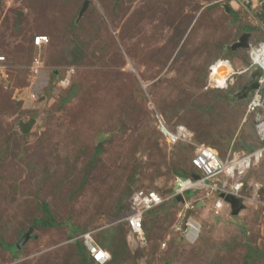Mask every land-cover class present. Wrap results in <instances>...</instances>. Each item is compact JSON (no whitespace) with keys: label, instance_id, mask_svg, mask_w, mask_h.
<instances>
[{"label":"rangeland","instance_id":"374dc122","mask_svg":"<svg viewBox=\"0 0 264 264\" xmlns=\"http://www.w3.org/2000/svg\"><path fill=\"white\" fill-rule=\"evenodd\" d=\"M226 2L0 0V264H97L72 239L83 231L108 250L103 264H264V157L245 174L234 216L215 217V198L200 191L191 209L172 198L174 177L193 170L194 143L223 157L258 145L238 95L247 72L225 89L207 83L214 59L248 63L247 48H232L243 32L251 44L264 39L253 11ZM37 34L48 38L38 48ZM34 55L46 85L26 100ZM156 114L186 125L190 151L164 140ZM137 188L164 198L142 238L121 220ZM44 202L55 225H34ZM189 219L200 231L185 242Z\"/></svg>","mask_w":264,"mask_h":264},{"label":"built area","instance_id":"2783aa9c","mask_svg":"<svg viewBox=\"0 0 264 264\" xmlns=\"http://www.w3.org/2000/svg\"><path fill=\"white\" fill-rule=\"evenodd\" d=\"M226 1L234 8L242 6L253 11L258 26L264 31V0ZM47 41V35L37 34L33 37L32 45L39 47ZM247 53L248 63L240 69L236 68L228 58L213 60L209 65L207 83L210 87L227 88L233 84L236 75L247 72V82L250 70L260 69L257 87L251 89L244 97L247 99L245 117L251 115L253 118V128L258 145L250 150L229 152L227 156L221 157L212 146L194 143L193 155L190 157L193 170L191 169L186 176L176 175L173 180L172 198L183 199L185 210L193 207L192 196L200 191L204 198H215L211 204L214 216H221L224 211L229 214L230 205L220 194H233L241 197L245 174L252 165L264 157V40L250 44ZM3 62H5V55L0 53V64ZM41 68V61L38 57H34L30 65L31 76L28 85L30 99L36 98L44 83L40 78ZM73 72L72 67H67L60 81L69 83V76H72ZM154 118L157 129L167 143L173 145L193 143L192 133L184 124L177 123L172 127L161 115L156 114ZM186 191H191V197L186 196ZM185 198H187L186 201ZM163 200V196L152 188H137L131 191L128 196V211L121 220L124 221L132 235L137 238L143 237L142 224L147 211L159 206ZM262 206L264 210V202ZM199 231L200 225L189 219L182 234L187 241H193ZM72 239L81 241L89 259L95 263L103 264L109 259L108 251L96 243L90 231L77 233Z\"/></svg>","mask_w":264,"mask_h":264},{"label":"water","instance_id":"95a60500","mask_svg":"<svg viewBox=\"0 0 264 264\" xmlns=\"http://www.w3.org/2000/svg\"><path fill=\"white\" fill-rule=\"evenodd\" d=\"M229 6L224 5V10L226 12L229 11ZM249 45V32H244L240 35V37L232 44V48L237 47H248ZM260 75V69L255 68L249 73V80L241 87V89L238 91V95L240 98L246 97L247 93L257 87V79ZM33 119H30L29 124L32 122ZM24 128V127H22ZM23 131H26L25 129H22ZM220 196L224 198L226 202L230 205V215L234 216L238 214V212L244 207V203L242 201L241 197L235 196L233 194H223L221 193ZM180 199V197H178ZM32 228L30 227L26 232L22 234L19 241L16 243V247L19 248L20 245L29 237L30 231Z\"/></svg>","mask_w":264,"mask_h":264},{"label":"trees","instance_id":"16d2710c","mask_svg":"<svg viewBox=\"0 0 264 264\" xmlns=\"http://www.w3.org/2000/svg\"><path fill=\"white\" fill-rule=\"evenodd\" d=\"M263 15V14H262ZM261 15V16H262ZM251 28V26H246V29L245 30H248V29H250ZM215 60V59H214ZM213 61V60H212ZM211 64V63H210ZM209 64V65H210ZM58 70V69H57ZM208 70H209V66H208ZM51 75H55V72L54 71H52V73H51ZM208 76V75H207ZM221 89H225V88H221ZM246 102H247V99H246ZM246 107V106H245ZM175 124H177V122L176 123H173V124H169V125H171L172 127H173V125H175ZM182 124V123H181ZM185 125V124H184ZM186 126V125H185ZM186 146H187V150L188 151H190L189 150V148H188V146H189V144H185ZM250 150V149H249ZM218 152V151H217ZM221 157H223V156H221ZM179 175L180 176H186V175H188V172H187V170L186 169H183L182 171H180V173H179ZM131 193V192H130ZM129 193V194H130ZM129 194H128V196H129ZM191 195H192V193H191V191H186V196L187 197H191ZM128 196H127V207H128ZM212 203V202H211ZM158 207V206H157ZM156 208V207H155ZM42 210H43V214H44V216L43 217H41V218H38V219H36L35 221H34V225H38V224H41V225H45V226H51V225H55L56 224V222L54 221V218H53V216H52V214H51V212H50V210H49V208H48V205H47V203H43L42 204ZM152 210V209H151ZM148 212H150V210L149 211H147V213ZM147 213H146V215H147ZM145 215V216H146ZM23 234V233H22ZM183 239H184V241L185 242H187V240L184 238V237H182ZM76 243L78 244V246H79V249H80V252L83 254L82 255V257L86 260H89V257H88V255L86 254V252H85V247H84V245L81 243V241H79V240H76ZM12 248H17L16 247V244L15 245H13L12 246Z\"/></svg>","mask_w":264,"mask_h":264},{"label":"clouds","instance_id":"9594fccd","mask_svg":"<svg viewBox=\"0 0 264 264\" xmlns=\"http://www.w3.org/2000/svg\"><path fill=\"white\" fill-rule=\"evenodd\" d=\"M226 3H228V2H226ZM229 4V3H228ZM230 5V4H229ZM231 6V5H230ZM239 8V7H238ZM244 33V32H243ZM34 37V36H33ZM262 40H264V39H262ZM261 41V40H260ZM251 43L249 42V45H250ZM43 45V44H42ZM249 45H248V47H246L247 49V51H248V49H249ZM33 47H37V46H33ZM40 47V46H39ZM38 48V47H37ZM1 53V52H0ZM3 54V53H2ZM34 57H38L39 58V60L41 61V63H42V68H41V72H40V77L43 75V77L41 78V79H43V85H42V88H41V90H40V92L38 93V95L36 96V98L39 96V94L41 93V91H42V89L44 88V86L46 85V78H47V76L45 77V68L43 67V62H42V60H41V58H40V56H38V55H34L33 56V58ZM33 58H32V60H33ZM32 60H31V62L29 63V72H30V65H31V63H32ZM54 72H55V74H59V69L57 70V69H54L53 70ZM31 76V75H30ZM29 80H30V77H29V79L27 80L28 81V85H29ZM246 83V82H245ZM28 85L25 87L26 88V92H27V94L25 95V99L26 100H35V99H30L29 98V95H28V93H29V89H28ZM24 99V100H25ZM225 213V211L223 212V214ZM223 214L221 215V216H223ZM229 215H230V212H229ZM215 217H219V216H215ZM191 220H193V219H191ZM195 221V220H194ZM83 232H85V231H83ZM80 233V232H79ZM74 236V235H73ZM97 243V242H96ZM99 245V244H98ZM103 248V247H102ZM106 250V249H105ZM106 251H108V250H106ZM109 253V252H108ZM92 261V260H91ZM94 262V261H93ZM97 264H99V263H97Z\"/></svg>","mask_w":264,"mask_h":264}]
</instances>
